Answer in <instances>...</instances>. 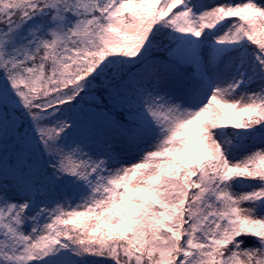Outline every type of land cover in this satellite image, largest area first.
<instances>
[{"label":"snow or ice","instance_id":"1","mask_svg":"<svg viewBox=\"0 0 264 264\" xmlns=\"http://www.w3.org/2000/svg\"><path fill=\"white\" fill-rule=\"evenodd\" d=\"M0 264H264V0H0Z\"/></svg>","mask_w":264,"mask_h":264}]
</instances>
